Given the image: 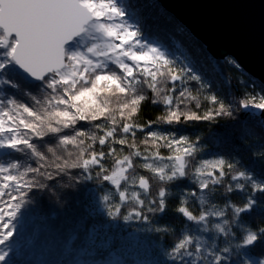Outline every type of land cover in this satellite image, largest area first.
Segmentation results:
<instances>
[{
  "label": "snow or ice",
  "instance_id": "6c2138e0",
  "mask_svg": "<svg viewBox=\"0 0 264 264\" xmlns=\"http://www.w3.org/2000/svg\"><path fill=\"white\" fill-rule=\"evenodd\" d=\"M123 13L113 0H0V97L4 86H8L32 102L30 105L16 98H0V150L9 157L18 153L35 158V166L22 164L20 159L0 161V246H4L0 247V264H10L14 247L11 242L17 235L14 222L33 189L54 192L57 187H74L73 181L93 179L108 190L100 197L108 219L142 224H151V216L165 213L174 195L171 189L187 179L196 191L187 190L175 211L203 233L212 231L209 224L215 218L213 226L219 235L204 247L208 238L185 234L166 253L168 261L264 264V226L245 228L239 223L242 216L257 208L264 211V171L259 176L238 171L237 163L225 158L193 164L198 141L174 132L146 131L148 123L134 122L148 100L134 83H145L155 97L149 102L164 106L165 114L159 122L167 125L212 121L230 115L229 106L210 95L204 97L209 102L204 109L186 86L188 81L200 82V77L188 75L190 69L173 67L159 49L138 46V32L122 19ZM88 40L96 44L88 48L91 55L78 51ZM105 61L115 64L119 74L109 70ZM17 78L37 94L22 88ZM177 83L181 85L179 91ZM112 97L117 98L116 108L110 107ZM193 104L197 110L192 109ZM239 105L264 111V95L241 99ZM82 121L97 131L78 129ZM137 132L143 134L139 145ZM45 138L52 143L58 141L57 147L47 149L54 159L37 147L36 141ZM57 148L64 154H57ZM125 150L127 154H123ZM73 170L79 172L73 175ZM63 177H68V182L61 184ZM153 181L157 183L154 194ZM218 187L223 189L219 195L224 205L211 203L194 214L188 206L189 198L206 205L205 196L197 197V192L215 195ZM237 192L244 193L240 204L232 199ZM89 215L95 217L96 213L89 211ZM78 227L83 228V221ZM101 227L106 234L108 225L87 229L85 244L96 243ZM146 230L169 232L167 227ZM20 235L23 239V233ZM78 239L77 234L70 235L69 250ZM134 239L118 238L120 245ZM116 240L109 236L99 246L106 249ZM21 247L17 241L16 255L21 254ZM11 264L16 261L11 260Z\"/></svg>",
  "mask_w": 264,
  "mask_h": 264
},
{
  "label": "trees",
  "instance_id": "16d2710c",
  "mask_svg": "<svg viewBox=\"0 0 264 264\" xmlns=\"http://www.w3.org/2000/svg\"><path fill=\"white\" fill-rule=\"evenodd\" d=\"M120 3L127 17L135 23L136 31L150 42L159 45L166 53V58L173 62V67L190 69L188 75L195 74L200 77V82L188 81L186 86L193 95L197 96L204 109L209 106V102L204 97L215 95L219 101L229 106L230 112V115H222L212 121H182L179 124L167 125L159 122V117L165 114L164 106L149 102L155 97L145 83H134L137 91L148 97L134 117V122L148 123L150 126L146 131L174 132L177 136H188L190 140L198 141L199 151L195 160L192 161L193 164L203 159L225 158L237 163L236 170H246L259 176L264 171V122L256 109L251 107L244 109L239 102L250 96L264 95V85L244 69L237 67V63H232L231 61L234 60L232 57L227 56L217 61L208 52L206 45L159 0H120ZM108 65L109 70H115L119 74L120 70L115 64L109 61ZM16 82L20 83L25 90L32 91L34 95L37 94L35 89L25 86L18 78ZM201 84L205 87H201ZM165 86L171 88V84ZM176 87L179 91L181 85L177 83ZM3 89L8 90L3 92V98H16L32 104L18 90L8 86H4ZM110 107H117L116 97L111 98ZM192 109L197 110L194 104ZM76 127L89 133L97 131L88 122L83 121ZM142 136V133L137 132L138 145ZM86 142L90 143V141ZM36 143L41 152L45 153L50 160L54 159L47 149L57 147L58 141L52 143L45 138L44 141H36ZM161 151L166 153V150ZM57 154H64V150L57 148ZM123 154H127V150ZM10 158L20 159L22 164L32 163L35 166V158L30 154L25 156L12 153L9 157L5 155V150H0V161ZM78 172L79 170H73V175ZM67 182L68 177L60 180L61 184ZM225 182H228L227 178ZM45 183L52 182L45 181ZM72 183L74 187H57L54 192L47 189H33L28 194L26 197L28 202L21 208L14 222L17 224V235L11 242L14 247L13 252L10 253V264L11 260H15L16 264H171L166 253L179 239L185 234L194 236L204 234L198 231L199 226L194 222L187 221L175 211L187 190L196 191V186L187 179L177 182V186L171 189L174 195L169 201L166 212L151 216V224L108 219L103 213L104 205L100 199L107 194V188H103L95 179ZM156 186L157 183L153 181V194ZM222 190V187H218L215 195L207 191L197 192V197L203 194L208 204L200 205L197 198L190 197L188 206L194 214L205 210L211 203L221 207L225 203L224 198L219 195ZM243 196L244 193L237 192L233 194L232 199L240 204ZM89 211H95V217L89 215ZM81 221H83L82 229L78 227ZM239 223L245 228L264 226V211L257 208L242 216ZM92 225H108L107 233L105 234V229L101 227L96 243L85 244L87 229ZM232 226L235 227V225ZM150 227H167L169 232L147 231L146 229ZM20 233H23V239ZM73 233L77 234L79 239L69 250L67 241ZM214 235L219 234L215 232ZM109 236L117 238L116 242L106 249L101 248L99 245L102 240H107ZM129 236L135 239L120 245L118 238ZM29 240L32 242L29 243ZM17 241L22 245L19 250L20 255H16ZM232 243L234 245L236 241Z\"/></svg>",
  "mask_w": 264,
  "mask_h": 264
},
{
  "label": "water",
  "instance_id": "95a60500",
  "mask_svg": "<svg viewBox=\"0 0 264 264\" xmlns=\"http://www.w3.org/2000/svg\"><path fill=\"white\" fill-rule=\"evenodd\" d=\"M159 1L213 57H232L264 85V0Z\"/></svg>",
  "mask_w": 264,
  "mask_h": 264
},
{
  "label": "rangeland",
  "instance_id": "374dc122",
  "mask_svg": "<svg viewBox=\"0 0 264 264\" xmlns=\"http://www.w3.org/2000/svg\"><path fill=\"white\" fill-rule=\"evenodd\" d=\"M113 2L115 3V5L117 7H119L124 12L123 13V16H122V19L125 20L127 22V24L131 25V27L133 28V30L136 31L135 23L127 17L126 12H125V9H124L123 5L120 3V0H113ZM117 22H119V21H117ZM99 35L102 36L103 33H99ZM135 39L137 40L136 42H137V45L138 46L140 44H143V45L148 46L149 48L159 49L166 56V53L162 50V48L159 47V45H157V44H155L153 42H150V40H147L146 38H144L143 36H141L139 33H138V36ZM92 42L93 41H91V40L86 41L85 44L81 45V49H78V51H83L85 53H88V55H91V53L88 52V48L96 47V44L95 43L91 44ZM137 50H139V48H137ZM95 59H105V58L104 57H96ZM215 59L218 61V60H223L224 58H222V59L215 58ZM105 62L108 63L109 61H105ZM128 62L129 63H132L131 61H128ZM5 91H8V90L3 89V92H5ZM0 98H3V97H0ZM257 111L259 112L260 119L262 120V122H264L263 116H262V112L263 111H260V110H257ZM214 222H215V218H212V226H210V224H209L210 230H212L211 232L204 233V234L200 233V234L197 235V236H202V237L208 238V243L205 244L204 247H207L211 243V238L215 236L214 235V233H215V227L213 226V223Z\"/></svg>",
  "mask_w": 264,
  "mask_h": 264
}]
</instances>
